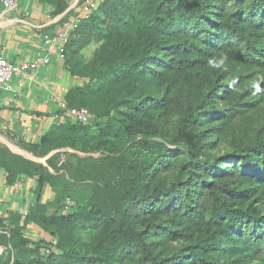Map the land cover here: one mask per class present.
I'll use <instances>...</instances> for the list:
<instances>
[{
    "label": "trees",
    "instance_id": "obj_1",
    "mask_svg": "<svg viewBox=\"0 0 264 264\" xmlns=\"http://www.w3.org/2000/svg\"><path fill=\"white\" fill-rule=\"evenodd\" d=\"M44 1L54 14L70 5ZM93 41L100 46L86 61L82 51ZM63 56L73 74L86 77L66 103L87 107L93 118L66 116L25 148L46 153L94 141L112 149L173 130L188 154L163 152L144 167L126 165L124 155L117 194L105 185L113 210L87 196L62 212L61 177L0 144L8 183L22 173L38 176L28 211L0 216V264H238L240 256L264 264V133L248 115L264 107V0H96ZM183 82L193 96L181 91ZM237 120L247 140L236 135ZM217 139H230L231 149L216 153ZM176 162L170 184L153 183ZM46 183L56 191L49 201L41 198ZM145 214L154 220L141 225ZM31 222L55 243L28 237ZM45 246L54 250L46 254Z\"/></svg>",
    "mask_w": 264,
    "mask_h": 264
},
{
    "label": "crops",
    "instance_id": "obj_2",
    "mask_svg": "<svg viewBox=\"0 0 264 264\" xmlns=\"http://www.w3.org/2000/svg\"><path fill=\"white\" fill-rule=\"evenodd\" d=\"M75 3L59 14H54V7L44 0H18L14 9L0 11V54L16 61L44 54V34L58 29L65 16L74 17L79 10ZM85 81L86 77L73 74L65 66L62 51H55L48 64L15 75L9 87L0 86V144L26 154L24 143L40 142L55 121L65 119L62 103L68 90ZM37 177L22 173L10 184L6 169L0 165V216H7L9 211H28L36 200ZM54 195L52 186L46 183L42 200H52ZM31 223L27 229L35 226Z\"/></svg>",
    "mask_w": 264,
    "mask_h": 264
},
{
    "label": "rangeland",
    "instance_id": "obj_3",
    "mask_svg": "<svg viewBox=\"0 0 264 264\" xmlns=\"http://www.w3.org/2000/svg\"><path fill=\"white\" fill-rule=\"evenodd\" d=\"M77 1L75 7L79 6V10L75 15L82 16L91 13L93 8L90 7L89 0H70V3ZM95 6L96 0H90ZM79 3V4H78ZM88 7V8H87ZM87 8V9H86ZM67 19H71L68 17ZM66 19V20H67ZM62 23V22H61ZM100 42L93 41L83 49L85 60H90L96 50L99 48ZM181 91L184 95L189 97L194 95V90L190 83L183 82ZM248 115L251 117L254 126L260 132L264 133V107L256 106ZM237 136H243L247 140L246 135L243 134V124L237 120ZM170 128V126H168ZM174 131L170 130L165 137H149L145 138L141 135L132 136L127 143H122L112 149L100 146L97 147L94 141H87L85 143L76 145H61L51 149L49 152L43 153L41 149H28L26 146V154H21L35 164H42V170H51L53 173L61 177V186H65L64 197L69 201V205L63 204L60 209L62 212L69 211L75 204V199L82 197H94L107 210H113L112 198L107 194L105 185L110 184L113 195L117 194L120 188V182L123 178V156H126V165H135L144 167L148 164H155L160 154L167 152L169 155H178L179 159L188 154V149L183 142L177 140L174 136ZM257 133H253L255 138ZM95 140V139H94ZM100 139H97L98 141ZM218 147L214 150L220 153L226 149H231V140L217 139ZM50 159V160H49ZM49 160V161H48ZM180 163L176 162L171 169L160 170V174L153 179V183L161 181L165 184L176 177L180 170ZM165 169V168H163ZM56 195V191H55ZM262 199V207L264 211V195ZM72 205V206H70ZM144 225L147 222L154 220L153 214H145L143 216ZM162 223H165L163 221ZM32 224V223H31ZM30 229H25V234L34 242H37L45 237L55 243L56 239L49 233L44 231L40 226L34 223ZM52 243V244H53ZM170 247L180 246L183 244L182 240H169ZM2 247H0V252ZM230 255L231 259H236L237 256ZM257 258L250 259L247 256H240L238 264H254Z\"/></svg>",
    "mask_w": 264,
    "mask_h": 264
},
{
    "label": "built area",
    "instance_id": "obj_4",
    "mask_svg": "<svg viewBox=\"0 0 264 264\" xmlns=\"http://www.w3.org/2000/svg\"><path fill=\"white\" fill-rule=\"evenodd\" d=\"M18 0H1V12H8L17 6ZM90 7L93 8L94 4ZM88 8V7H87ZM86 8V9H87ZM88 14V13H87ZM84 14V15H87ZM81 16L75 15L71 19H62L60 27L52 32H46L43 37L44 54H39L31 60H11L5 55L0 54V86L9 87L13 77L17 74L28 73L39 65H46L51 60V55L55 51L64 50L65 44L69 39L71 31L79 23ZM64 118L69 117L74 122H91L93 114L85 106H68L66 102L62 103ZM62 120H58L60 122ZM69 201L66 205H69ZM43 252L49 254L53 247H43Z\"/></svg>",
    "mask_w": 264,
    "mask_h": 264
}]
</instances>
